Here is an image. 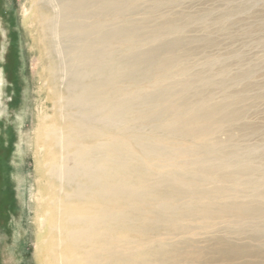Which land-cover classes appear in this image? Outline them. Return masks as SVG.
Instances as JSON below:
<instances>
[{
  "label": "bare ground",
  "instance_id": "6f19581e",
  "mask_svg": "<svg viewBox=\"0 0 264 264\" xmlns=\"http://www.w3.org/2000/svg\"><path fill=\"white\" fill-rule=\"evenodd\" d=\"M140 1L150 8L136 21ZM155 4L26 0L40 101L30 137L35 264H206L222 241L212 234L264 217L241 180L259 168L214 138L242 117L234 103L244 95L179 103L208 80L174 56L185 38L176 19L160 18L143 38Z\"/></svg>",
  "mask_w": 264,
  "mask_h": 264
},
{
  "label": "rangeland",
  "instance_id": "374dc122",
  "mask_svg": "<svg viewBox=\"0 0 264 264\" xmlns=\"http://www.w3.org/2000/svg\"><path fill=\"white\" fill-rule=\"evenodd\" d=\"M1 4V58L7 65L0 68V264H35V164L30 137L40 107L33 79L37 61L21 22L26 0H1ZM149 8V3L140 1L129 17L140 21ZM152 8L155 19L146 24L143 38H150L160 18L176 19L185 38L174 56L184 60L188 74L208 80L205 87L185 92L179 103L185 98L198 101L202 95L218 103L244 95L243 102L234 103L242 117L225 123L214 138L224 152L261 170L241 180L249 183L246 195L252 208L264 210V201L251 198L255 192L264 196V185L255 186L264 172V0H156ZM222 228L212 234L222 241L208 252L206 264H264V217L231 234Z\"/></svg>",
  "mask_w": 264,
  "mask_h": 264
},
{
  "label": "flooded vegetation",
  "instance_id": "af4514ba",
  "mask_svg": "<svg viewBox=\"0 0 264 264\" xmlns=\"http://www.w3.org/2000/svg\"><path fill=\"white\" fill-rule=\"evenodd\" d=\"M2 14H3V12H2V4H1V0H0V68H1L2 65H7V59L3 58V60H2V58H1L2 49H3V43H2V36L3 35L1 33L2 32V24H1ZM5 72H6V69L2 68V73H1L2 77L5 76Z\"/></svg>",
  "mask_w": 264,
  "mask_h": 264
}]
</instances>
